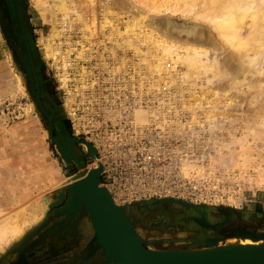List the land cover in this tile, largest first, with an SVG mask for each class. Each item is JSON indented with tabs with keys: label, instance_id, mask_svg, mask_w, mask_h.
I'll use <instances>...</instances> for the list:
<instances>
[{
	"label": "rangeland",
	"instance_id": "1",
	"mask_svg": "<svg viewBox=\"0 0 264 264\" xmlns=\"http://www.w3.org/2000/svg\"><path fill=\"white\" fill-rule=\"evenodd\" d=\"M17 1H19L18 7L21 15H18L15 0H13L15 14L11 12L7 0H0V162L14 161L17 156L27 160L35 149L36 151L45 150L44 153L48 160L59 164L63 177L55 187L42 192L50 197L59 188H65L62 184L63 179L70 175H75L77 178L83 175L84 166H76L60 154L50 127V120H57L61 123H56L58 126L56 130H59L62 123L64 125V130L59 132L61 133L60 139L66 135L75 138L73 146L84 161V165L89 166L90 169L101 165L100 183L109 191L112 198L121 205L126 201L135 202L132 205L137 210L129 206L132 215L130 220L146 248L151 249L152 246L163 250L209 248L213 244H228L230 235L245 233L252 237L257 236V240L261 239L259 233L264 231L259 232L258 227L259 225L264 226V219H261L264 218V83H262L264 81V55L262 58L257 55L261 62L257 56H252L254 60H249V62L252 61L251 63L245 60L249 63L247 64L244 61V55L234 56L230 54L231 51L225 48L220 50L219 45L210 43L206 63L208 65L213 63V67L206 66L205 69L197 67L192 70L194 73H186L184 72L186 65L183 62L185 59L175 56L176 61L173 59L175 61L173 65L172 57L160 50L158 42L150 45V41L142 37L143 34L139 33L138 26L134 25L138 16L141 19L140 15L143 12L139 14V11L148 10L150 6L155 5L154 8L160 7L155 10V20L173 18L185 20L193 26L198 25L199 29H205V38L208 42L212 35L210 23L208 20L203 18L200 20L199 17L194 16L199 13L202 0H191V5H195L191 7L188 4L182 5L181 0H91L93 1H90L91 4L89 0H66L67 3H72L70 4L72 12L70 18L64 17L65 15L57 10L56 1L53 0ZM41 1L45 8L41 5ZM179 3L181 6L177 9ZM108 7H112L109 9L114 11V14L111 11L106 13ZM188 8H190L189 11ZM83 10L85 12H82ZM79 13L88 18L83 16L87 24L88 20L91 21L89 28L81 27L76 18V14ZM91 13L97 17L96 20ZM106 14H112V16ZM104 16L109 18L108 24H106L108 21L103 22ZM93 20L95 24L97 22L96 25L92 23ZM131 26L134 27L131 28ZM54 27L62 28L60 32L68 38L65 39L61 34L59 37L54 34L51 42L55 54L52 55L50 51L46 53L43 44ZM125 30H129L128 33ZM25 31L32 36L33 61L38 67V79L46 86L52 98V102L42 99L43 110L37 102V97L33 92L32 76L25 65L27 61L25 58L27 50L24 46ZM58 47L64 52H57ZM133 47L137 48L136 51ZM80 50L83 52L81 56L78 55ZM145 52L149 54L146 55ZM152 52L154 55L150 57ZM67 53V57H64ZM142 53L143 57L139 56ZM155 53L163 58V64L161 59L159 60L162 66L165 65L161 67L162 71L159 69L160 72L158 68H154L159 61ZM154 56L157 58L156 63L149 62L152 66L147 67L146 60L151 61L155 59ZM63 60L67 64L65 67H63ZM167 66L169 68L165 69ZM152 69L156 72H150V70L153 71ZM170 73L172 77L176 74L177 78L174 77V83ZM156 74L159 79L155 77ZM143 75H146L147 79ZM160 76L163 78L161 79ZM208 87L215 89L209 91ZM214 91L216 93H213L215 95L212 96L213 100L208 96ZM218 95L221 96L218 97ZM211 105L213 107L209 108ZM139 110L147 113L146 121L143 116L144 122L141 119V122L137 120L136 113ZM209 111H212L211 113L215 116L213 117ZM253 128L256 130L254 131ZM86 142L94 146L95 156L89 152ZM143 151L151 152L155 156L153 175L148 182H145L148 184L147 190L143 195L132 198L114 194L107 185L108 178L102 172L104 164L111 158L128 157L135 152ZM32 166L33 164H25L24 168L31 171ZM42 193L41 191L36 192L25 202L14 203L8 209L0 211V222L6 213L24 203L38 200L39 194ZM139 200L154 205H156L154 202L159 203L150 210L154 213L148 215V218L144 217L143 222H140L145 229L141 226L138 228L136 225L142 218L141 215L144 212L148 213L136 203ZM163 201H167L165 205L161 203ZM54 206L47 207L42 221L26 226L22 234L12 237L10 241L0 242V246L2 245L0 264L13 260L15 248L29 234L47 222L46 212L52 211ZM187 209H189L188 212ZM133 211L136 212L133 213ZM250 211L254 213V217L251 216ZM166 213L167 215H164ZM212 213H215V216ZM3 214L5 216H2ZM194 214H203L212 222L222 220L226 222L215 231L204 229L191 218ZM182 217L185 221H182ZM93 233L92 227V235ZM215 234L217 236L210 240L203 238L205 235ZM93 247V255H98L102 259V262L98 264H105L107 259L102 256L101 248L97 247L96 243Z\"/></svg>",
	"mask_w": 264,
	"mask_h": 264
},
{
	"label": "bare ground",
	"instance_id": "2",
	"mask_svg": "<svg viewBox=\"0 0 264 264\" xmlns=\"http://www.w3.org/2000/svg\"><path fill=\"white\" fill-rule=\"evenodd\" d=\"M51 1V0H50ZM53 1H56V8H57V10L59 11V12H61V14H63V15H65L64 17H71L72 15H70V13H72L71 12V6H70V4H72V3H67V1L66 0H53ZM86 1V0H85ZM91 0H89V3L91 4V2H93V1H91ZM128 1V0H127ZM131 1V0H130ZM190 1L191 0H181V4L182 5H186V4H188V6H195V5H191V3H190ZM203 1V2H202ZM201 2H202V6H201V9H200V11H199V13L198 14H195L194 15V13H193V15L194 16H196V17H199L200 18V20H201V18H203V19H205V20H208V23H210V27H211V33H212V35H211V40L210 41H206V38H205V29H199V27H198V25H190V24H188L185 20H176V19H173V18H168V20H162V18H161V20H155V16L156 15H154V14H156V11L155 10H158L157 8H159L160 9V7L159 6H156V8H154V6L152 5V3H151V5L152 6H150L151 8L150 9H148V8H146V9H148V10H145V11H139V14L140 13H142L140 16H141V19H140V17L138 16V18H137V22H135V24L134 23H132V24H134L135 26H138L137 28H139V33L141 32L143 35H142V37H144L146 40H148V41H150V45H154L156 42H158V45L161 47V49L160 50H162L163 52H165V54H167V56H171L172 57V63L173 62H175L176 61V59H174V57L176 56V58L178 57V58H183V59H185L183 62H185V65H186V68L184 69L185 71L184 72H186V73H189V72H192V73H194L192 70H194V69H197V67H201L200 69H205L204 67H208V66H212L213 67V63L212 64H207L206 63V59L208 58L207 56V53H208V49H210L209 48V46H210V43H212V44H217V45H219V49L220 50H223L224 48L225 49H227V50H229V51H231L232 53H230V54H233L234 56L236 55V54H238L239 55V57L240 56H242V55H244V57H245V59H244V61L246 60V61H248L249 62V60H254V57L255 56H257V55H260L261 56V58H262V56L264 55V0H202ZM42 2V1H41ZM41 2H39V3H41ZM46 2V1H45ZM104 2V1H103ZM124 2H126V1H124ZM123 2V3H124ZM145 2V1H144ZM192 2V1H191ZM51 3H55V2H51ZM80 3V2H79ZM118 3V2H117ZM120 3V2H119ZM130 3V2H129ZM135 3V2H134ZM146 4L145 5H147V2H145ZM74 4V3H73ZM77 4V3H76ZM75 4V5H76ZM87 4V3H86ZM109 4V3H108ZM116 4V3H115ZM114 4V5H115ZM138 4V3H137ZM140 4V3H139ZM144 4V3H143ZM181 4L179 3L178 4V7H177V9L181 6ZM41 5H43V2H42V4ZM55 5H51L52 7L53 6H55ZM89 5V4H88ZM159 5V4H158ZM51 6H49V8H51ZM77 6V5H76ZM119 6V5H118ZM124 6V5H123ZM133 6V5H132ZM144 6V5H143ZM94 8H95V5L93 6ZM104 7V6H103ZM103 7H102V9H103ZM140 7H142V6H140ZM153 7V8H152ZM43 8H45L44 7V5H43ZM86 8V7H85ZM85 8H83V9H85ZM101 8V7H100ZM110 7H108L107 8V12L106 13H108V11H111V12H113V14H114V11H112V10H110L109 9ZM117 8V7H116ZM122 8V7H121ZM123 8H126V7H123ZM135 8V7H134ZM133 8V9H134ZM144 8V9H145ZM176 8V7H175ZM196 8V7H195ZM52 9V8H51ZM88 9V8H87ZM105 10H106V8H104ZM131 9V8H130ZM138 9V8H137ZM142 9V8H141ZM141 9H139V10H141ZM168 9V8H167ZM177 9H175V10H177ZM182 9V8H181ZM187 9V8H186ZM189 9L190 8H188V11H189ZM192 9V8H191ZM49 10V9H48ZM47 10V11H48ZM75 10V9H74ZM74 10H72V11H74ZM92 10V9H91ZM172 10V9H171ZM46 11V10H45ZM97 11V10H96ZM172 11H174V10H172ZM191 11V10H190ZM82 12H85L84 10L82 11ZM81 12V13H82ZM88 12H89V10H88ZM104 12V11H103ZM81 13H79V14H76L75 16H76V18L79 20V22H80V24H81V27L82 28H84V29H86V28H89V26L88 25H90L91 24V21L89 22V20H88V24H87V21H86V19H88V18H86L85 17V15L83 14V16L86 18H84L82 15H81ZM102 13V12H101ZM100 13V14H101ZM157 13H158V11H157ZM160 13V12H159ZM87 14V13H86ZM92 14V13H91ZM95 14V13H94ZM103 15V14H102ZM107 15V14H106ZM56 16H57V14H56ZM107 16H112V14L111 15H107ZM107 16H104V20H105V17H107ZM126 16H127V13H126ZM130 16V15H129ZM133 16V15H132ZM132 16H131V18H132ZM92 17H95V15H93L92 14ZM118 17V16H117ZM137 17V16H136ZM75 18V17H74ZM96 18L97 17H95V19L94 20H96ZM127 18V17H126ZM57 19H59V18H57ZM66 19V18H65ZM77 19H76V21H77ZM129 19V18H128ZM74 20V19H73ZM91 20H92V18H91ZM92 21V23H94L95 24V21ZM103 20V22H106V21H108L109 20V18L107 17L106 18V20L104 21ZM114 20V19H113ZM112 20V21H113ZM140 20H142V21H140ZM55 21H57L56 19H55ZM98 21V20H97ZM130 21H132V20H130ZM58 22V21H57ZM57 22H56V24H57ZM60 22V21H59ZM74 22V21H73ZM99 22V21H98ZM129 22V21H128ZM156 22H158V23H156ZM90 23V24H89ZM109 23V21L106 23V24H108ZM125 23V22H124ZM96 24H97V22H96ZM95 24V25H96ZM117 24H119V23H117ZM75 25V24H74ZM93 25V24H92ZM102 25V24H101ZM103 25H105V24H103ZM110 25H111V23H110ZM201 25V24H200ZM76 26V25H75ZM94 26V25H93ZM111 26H113V25H111ZM91 27V26H90ZM118 27V26H117ZM134 27V26H133ZM132 26H131V28H133ZM92 28V27H91ZM145 28V29H144ZM62 28H60V29H58L57 27H54L53 29H52V33L50 34V36L47 38V41L43 44V48L45 49V51H46V53H49V51H50V53L52 52V55H54L55 54V51H54V49H53V47H52V42H51V40H52V37L54 36V34L55 35H57L58 37L59 36H61V35H64V34H62L61 32H60V30H61ZM112 29V28H111ZM117 29V28H116ZM130 29V28H129ZM132 30V29H131ZM137 30V29H136ZM63 31V30H62ZM91 31H93V30H91ZM121 31V30H120ZM126 31V30H125ZM127 31H129V30H127ZM126 31V32H127ZM207 31V30H206ZM134 32H135V30H134ZM96 33V32H95ZM113 33V32H112ZM128 33V32H127ZM127 33H125L126 35H127ZM61 34V35H60ZM121 34V33H120ZM134 34V33H133ZM97 35V34H96ZM112 35V34H111ZM91 36V35H90ZM106 36V35H105ZM114 36V35H113ZM132 36V35H131ZM137 36H140V35H137ZM64 37H65V39L66 38H68V36L67 35H64ZM94 37V36H93ZM123 37V36H122ZM127 37V36H126ZM183 37V38H182ZM86 38V37H85ZM106 38V37H105ZM111 39V38H110ZM128 39V38H127ZM133 39H135V38H133ZM99 40V39H98ZM124 40H126V39H124ZM123 40V41H124ZM215 40V41H214ZM90 41V40H89ZM112 41V40H111ZM129 41V40H128ZM135 42H136V40H134ZM130 42H132V40L130 41ZM130 42H128V44L130 43ZM146 42V41H145ZM103 43V42H102ZM147 43V42H146ZM84 46V45H83ZM101 46V45H100ZM134 46V45H133ZM158 46V47H159ZM116 47H117V45H116ZM135 47H138V46H135ZM135 47H133V48H135ZM155 47V46H154ZM154 47H152V49L154 48ZM113 48H114V46H113ZM150 48H151V46H150ZM81 49V48H80ZM105 49V48H104ZM112 49V48H111ZM136 49L137 48H135V51H136ZM156 50H157V48H155ZM159 49V48H158ZM82 50V49H81ZM80 50V52H78L79 54L78 55H80L81 56V54L83 53L82 51ZM121 50V49H120ZM139 50V49H138ZM137 50V51H138ZM149 50H151V49H149ZM154 50V49H153ZM213 50V49H212ZM211 50V51H212ZM64 52L63 50H61V48H59L58 47V50H57V52ZM77 51V50H76ZM134 51V52H135ZM144 51V50H143ZM146 52L148 51L147 49L145 50ZM159 51V50H158ZM161 51V52H162ZM213 51H215V50H213ZM212 51V52H213ZM146 52H145V54H146ZM157 52V51H156ZM215 52H217V51H215ZM227 52V51H226ZM139 53H140V51H139ZM158 53V52H157ZM173 53V54H172ZM218 53V52H217ZM228 53V52H227ZM149 53H147L146 55H148ZM219 54V53H218ZM220 54H222V53H220ZM67 55H68V53L66 54V55H64V57H67ZM138 55V54H137ZM140 55H142V57H143V53L142 54H139V56ZM153 55H154V53L152 52V54L150 55V57L152 56L153 57ZM155 55L157 56V54L155 53ZM159 55V54H158ZM156 56H154L155 57V59H154V61L157 59L156 58ZM160 56V55H159ZM157 56L158 57V59H157V61L159 60V59H161V63H162V57L160 56ZM166 56V55H165ZM166 56V57H167ZM252 56H254L253 58H252ZM121 57V56H120ZM171 57L169 58V57H167L168 59H171ZM251 57V58H250ZM258 57V59H259V61L261 62V60H260V58H259V56H257ZM140 59V58H139ZM153 59L151 60V61H148V60H146V59H144V60H146L147 61V64L148 65H146L147 67H149V65L150 66H152L151 64H149V62H151V63H156V61L154 62L153 61ZM175 61H174V60ZM205 59V61H203ZM210 59V58H209ZM216 59V58H215ZM243 58H241V60H242ZM165 60V59H164ZM182 60V59H181ZM210 60H212V59H210ZM214 60V59H213ZM257 60V59H256ZM120 61H122V60H120ZM119 61V62H120ZM166 61V60H165ZM178 61V60H177ZM243 61V62H244ZM245 61V62H246ZM262 61H263V59H262ZM123 62V61H122ZM164 62V61H163ZM179 62V61H178ZM205 62V63H204ZM208 62H210V61H208ZM212 62V61H211ZM252 62V61H251ZM251 62H249V63H251ZM254 62V61H253ZM257 62V61H256ZM160 63V60L157 62V64L156 65H154V66H156V67H154V68H158V71H159V69H160V71H162V69H161V67L163 68L164 66H162V64ZM166 63V62H165ZM164 63V64H165ZM247 63V62H246ZM249 63H247V64H249ZM124 64V63H123ZM168 64V63H167ZM219 64V63H218ZM222 64V63H221ZM256 64V63H255ZM254 64V65H255ZM67 64H66V62H65V60H63V67H65ZM172 65V64H171ZM173 65H174V63H173ZM173 65L171 66V68L173 67ZM184 65V66H185ZM257 65L259 66V63H257ZM261 65V64H260ZM249 66V65H248ZM256 66V65H255ZM257 66V70H258V67ZM206 67V68H207ZM251 67V66H250ZM253 67V66H252ZM124 68V67H123ZM167 68H169L168 66L167 67H165V69H167ZM254 68V67H253ZM148 69V68H147ZM173 69V68H172ZM251 69V68H250ZM254 69H256V68H254ZM153 70V69H152ZM156 70V69H155ZM207 70V69H206ZM149 71V70H148ZM158 71H157V74L159 75V73H158ZM159 71V72H160ZM171 71V70H170ZM183 71V70H182ZM259 71V70H258ZM150 72H156V71H151L150 70ZM228 72V71H227ZM260 72H262V69H260ZM149 73V72H148ZM169 73V72H168ZM181 73H183V72H181ZM186 73H184V74H186ZM226 72H224V74H225ZM82 74V73H81ZM155 74V73H154ZM156 74V76L155 77H158V75ZM162 74V73H161ZM160 74V75H161ZM206 74V73H205ZM147 75V74H146ZM146 75H143V76H145L146 77ZM169 75V74H168ZM188 75V74H187ZM227 75V74H226ZM163 76V75H162ZM162 76H160L161 77V79L163 78ZM170 76H171V73H170ZM181 76V75H180ZM182 76H184L183 74H182ZM211 76V75H210ZM142 77V76H141ZM174 77H176V74L172 77L171 76V80L173 81V83H174ZM201 77V76H200ZM150 78H151V76H150ZM170 78V77H169ZM177 78V77H176ZM63 79H65V77L63 78ZM141 79V78H140ZM146 79H147V77H146ZM157 79V78H156ZM158 79H159V77H158ZM158 79H157V81H158ZM179 79V78H178ZM195 79V78H194ZM232 79V78H231ZM230 79V80H231ZM170 80V81H171ZM237 80V79H236ZM238 80H239V78H238ZM140 81V80H139ZM148 81V80H147ZM147 81H146V83H147ZM150 81V80H149ZM154 81H156L155 79H154ZM180 81V80H179ZM203 81H205V80H203ZM233 81H235V80H233ZM243 81V80H242ZM247 81H249V80H247ZM153 82V81H152ZM244 83L246 82V81H243ZM259 82H260V80H259ZM149 83V82H148ZM155 83V82H154ZM165 83V82H164ZM241 83V82H240ZM246 83H248V82H246ZM262 83H264V81L262 82ZM144 84V83H143ZM171 84V83H170ZM232 84V83H231ZM230 84V85H231ZM155 84H153V86H154ZM162 85H164V84H162ZM168 85V84H167ZM245 85V84H244ZM243 85V86H244ZM151 86H152V84H151ZM166 86V85H165ZM237 86V85H236ZM241 86V85H240ZM203 87V86H202ZM219 87V86H218ZM232 87V86H231ZM249 87V86H248ZM242 88V87H241ZM240 88V89H241ZM258 88V87H257ZM150 89V88H149ZM167 89V88H166ZM207 89H209V87L207 88ZM210 89H211V87H210ZM210 89H209V91H210ZM213 90L215 89V88H212ZM212 89H211V91H212ZM218 90H220L219 88H218ZM217 90V91H218ZM220 91H222V90H220ZM226 91V90H225ZM227 91H228V87H227ZM223 92V91H222ZM237 92V91H236ZM177 93V92H176ZM188 93V92H187ZM194 93V92H193ZM204 93H205V91H204ZM211 93V92H210ZM213 93H216V91H214V92H212V94H208L209 96V98H213L215 95L213 94ZM191 94V93H190ZM207 94V93H206ZM218 94V93H217ZM220 94V93H219ZM222 94V93H221ZM231 94V93H230ZM188 95V94H187ZM192 95V94H191ZM235 95V94H234ZM188 96H190V95H188ZM187 96V97H188ZM213 96V97H212ZM221 96V95H220ZM219 95H218V97H220ZM186 97V98H187ZM199 97V96H198ZM217 97V98H218ZM189 98V97H188ZM192 98V97H191ZM194 98V97H193ZM205 98V97H204ZM207 98V97H206ZM224 98V97H223ZM226 98V97H225ZM239 98V97H238ZM190 99V98H189ZM216 99V98H215ZM188 100V99H187ZM208 100H210V99H208ZM213 100H214V98H213ZM228 100H230V99H228ZM192 101V100H191ZM216 101V100H215ZM218 101V100H217ZM219 102V101H218ZM231 102V101H230ZM194 103V102H193ZM202 103V102H201ZM210 103V102H209ZM212 103V102H211ZM216 103V102H215ZM232 103V102H231ZM190 104H192V103H190ZM219 104V103H218ZM217 104V105H218ZM234 104V103H233ZM213 105V104H212ZM210 106L209 108H211V107H213V106ZM220 105V104H219ZM218 105V106H219ZM224 105H225V102H224ZM229 105V104H228ZM196 106V105H195ZM222 106V105H221ZM226 107V106H225ZM232 107V106H231ZM217 108H219V107H217ZM230 108V107H229ZM229 108H227V109H225V108H223V109H225V110H228ZM207 109V108H206ZM143 110H139V112H137L136 113V115H137V120L139 121V122H141L140 121V119L141 120H143L142 122H144V119H145V121H146V114L147 113H144V112H142ZM231 111V110H230ZM134 112V111H133ZM212 112V111H211ZM210 111H209V113H211ZM198 113V112H197ZM206 113V112H205ZM228 113V112H227ZM151 114V113H150ZM163 114V113H162ZM193 114V113H192ZM212 114V113H211ZM210 114V115H211ZM213 115V114H212ZM217 115V114H216ZM220 115V114H219ZM135 116V115H134ZM144 117V119H143V117ZM151 116V115H150ZM155 116V115H154ZM194 116V114L192 115V117ZM195 116H196V114H195ZM199 116V115H198ZM206 116H208V115H206ZM215 115H213V117H214ZM260 116V115H259ZM151 117H153V116H151ZM191 117V118H192ZM261 117V116H260ZM259 117V118H260ZM195 118V117H194ZM136 119V118H135ZM134 119V120H135ZM148 119V118H147ZM260 120V119H259ZM262 120V119H261ZM136 121V120H135ZM137 121V122H138ZM191 121H192V119H191ZM190 123V122H189ZM256 125V124H255ZM256 128V127H255ZM253 130L255 131L256 129H254L253 128ZM41 144V143H40ZM38 145V144H37ZM43 146V145H42ZM205 147V146H204ZM44 151L45 150H42V151H36V153L38 154L37 156H36V158H37V161L36 162H34L33 163V165L35 166V168L37 169H39V171H41L40 173H38L37 174V180H38V182L39 183H44V181L47 179V182L46 183H48L49 181L51 182V181H53V177H56V174L58 173L57 172V168L56 167H54L53 165H51L52 163L48 160V157H47V155L44 153ZM246 151V150H245ZM247 151H249V150H247ZM246 151V152H247ZM249 153V152H248ZM247 153V154H248ZM250 154V153H249ZM248 154V155H249ZM245 155V154H244ZM246 156V155H245ZM250 156V155H249ZM21 158H23V157H21ZM248 158V157H247ZM246 158V160H248ZM20 160V159H19ZM21 162H25V164H27V161L26 160H23V161H21ZM247 162V161H246ZM84 166V174L83 175H81V176H85L87 173H88V171H90L91 169H90V167L89 166H85V165H83ZM46 167V168H45ZM45 168V169H44ZM33 170V169H32ZM38 171V172H39ZM27 172V171H26ZM35 171H33V174L35 175L36 173H34ZM33 174H32V177H33ZM29 175V174H28ZM30 176V175H29ZM81 176H79V177H81ZM78 177V178H79ZM63 178V177H62ZM75 178H77L75 175H70V176H68V177H66L65 179H63V183L62 184H64V185H69V184H71L72 182H73V180H75ZM27 179V178H26ZM34 179V178H33ZM55 179V178H54ZM62 180V179H61ZM55 182V181H54ZM45 183V184H46ZM99 186H103L102 185V183H99ZM26 188V187H25ZM57 188V187H56ZM44 190V189H43ZM47 191V190H46ZM42 192H45V191H42ZM41 192V193H42ZM54 193V192H53ZM40 196L38 197V200H34L33 202H31L30 201V203H27V204H23V205H20V206H18V207H16L15 209H12L10 212H8V213H6V216L3 214L2 216H5L2 220H1V222H0V242L1 241H10V239L12 238V237H16V235H18V234H22V231L24 232V229H26V226H30V225H33V224H37L38 223V221H42L43 219H44V212L47 210V207L50 205V204H52V203H56L57 204V202H61V201H63L64 200V192H62V191H59L58 192V195H57V197L54 199L53 198V200L51 201V198H50V196L49 195H47V194H44V193H42V194H39ZM51 195V194H50ZM1 196V195H0ZM68 196V195H67ZM7 197V196H6ZM8 199V198H7ZM3 200V201H2ZM114 200V202L118 205L119 203L115 200V199H113ZM132 200V199H131ZM21 201V200H20ZM168 201V200H167ZM167 201H163V202H161V203H166ZM150 202V201H149ZM7 200H5L4 198H2L1 200H0V211H2V210H4V209H6L5 207H7ZM126 203V204H125ZM123 202L122 203V205H123V207L121 208V210L123 211V213H124V217L126 218V220L128 219V218H130L132 215H131V213H130V207L131 206H133L132 204L133 203H135V202H130V201H126V202ZM136 203H138V204H140V206L143 208V211H144V209L145 210H147V212L148 213H146V212H144L142 215H141V219H140V221L138 222V223H136V225L138 226V228L141 226L142 227V229H145V226L144 225H142V223H140L142 220H144L143 218L144 217H146V218H148L147 216L148 215H150V214H152V213H154V211H150L151 209H152V207H156V205L157 204H159V203H156V202H154L156 205H154L153 203L152 204H150V203H147V201H144V200H139V201H136ZM160 203V204H161ZM180 203H182V202H180ZM170 204V203H169ZM178 204V203H177ZM162 205V204H161ZM165 205V204H164ZM183 205V204H182ZM130 206V207H129ZM160 206V205H159ZM167 206H168V204H167ZM179 206H181V205H179ZM234 206V205H233ZM236 206V205H235ZM169 207V206H168ZM174 208H175V206H173ZM172 207V208H173ZM185 207V206H184ZM215 207V206H214ZM133 208H134V206H133ZM139 208V207H138ZM188 208V207H187ZM135 209V208H134ZM170 209V208H169ZM176 209V208H175ZM178 210H179V208H177ZM79 210H81V211H84L85 209H84V207L82 206V205H80V208H79ZM135 210H137V209H135ZM142 210V209H141ZM171 211H172V209H170ZM213 210V209H212ZM187 212L189 211V209H187L186 210ZM185 211V212H186ZM202 211H203V208H202ZM223 211V210H222ZM134 212H136V211H133V213ZM157 212H158V210H157ZM205 212V211H204ZM228 212V211H227ZM231 212V211H230ZM240 212V211H239ZM251 212V211H250ZM217 213V212H216ZM224 213H225V211H224ZM241 213V212H240ZM247 213V212H246ZM249 213V212H248ZM247 213V214H248ZM139 214V213H138ZM156 214V213H155ZM180 214V213H179ZM196 214V213H195ZM194 214V215H195ZM212 214H214V216H215V213H212ZM220 214V213H219ZM228 214V213H227ZM226 214V215H227ZM251 214H252V212H251ZM164 215H167V213L166 214H164ZM177 215V214H176ZM184 215H186V214H184ZM194 215L193 216H191V217H194ZM200 215V214H199ZM221 215V214H220ZM254 215V213L251 215V216H253ZM159 216V215H158ZM188 216H190L189 214H188ZM187 216V217H188ZM236 216V215H235ZM239 216V215H238ZM250 215H248V217H249ZM250 216V217H251ZM166 217V216H165ZM176 217V216H175ZM207 217V216H206ZM224 217V216H223ZM240 217V216H239ZM254 217V216H253ZM264 217V216H263ZM136 218V217H135ZM181 218V217H180ZM183 218L184 217H182V221H185V220H183ZM195 218V217H194ZM219 218V217H218ZM235 218V217H234ZM157 219V218H156ZM207 219H209V218H207ZM207 219L204 217V216H201L200 215V217L198 216V218L196 219L200 224H202V225H204V226H211L212 228H214V229H217V227H219L220 225H221V223L222 222H212L211 220H209V221H211L212 223H208L209 221H207ZM215 219V218H214ZM213 219V220H214ZM237 219V218H236ZM261 219H264V218H261ZM170 220V219H169ZM178 220V219H177ZM232 220V219H231ZM230 220V221H231ZM249 220V219H248ZM247 220V221H248ZM250 220H251V218H250ZM146 221V220H145ZM173 221V220H172ZM181 221V222H182ZM229 221V220H228ZM81 222V221H80ZM83 222V221H82ZM143 222V221H142ZM175 222H176V220H175ZM180 222V221H179ZM256 222V221H255ZM80 224V223H79ZM162 224V223H161ZM181 224V223H180ZM184 224V223H183ZM83 225V224H82ZM175 225H176V223H175ZM198 225V224H197ZM36 226V225H35ZM154 226V225H153ZM164 226V225H163ZM171 226V225H170ZM184 226V225H183ZM225 226V225H224ZM34 227V226H33ZM140 227V228H141ZM28 228V227H27ZM32 228V227H31ZM189 228H191V227H189ZM248 228H250V227H248ZM74 229V228H73ZM134 229V228H133ZM135 229H136V227H135ZM258 229H259V232L262 230V231H264V226H262V225H259V227H258ZM81 230V229H80ZM192 230V229H191ZM29 231V230H28ZM78 231V230H77ZM142 231H144V230H142ZM214 231V230H213ZM240 231H242V230H240ZM239 231V232H240ZM261 231V232H262ZM26 232V231H25ZM198 233V232H197ZM251 233V232H250ZM248 234H249V232H248ZM140 236V235H139ZM185 236V235H184ZM183 236V237H184ZM259 236H261V239H259V240H257V238L255 239V238H253V237H251L250 235H247L246 233L245 234H243V235H236V236H234V235H230L229 237H228V244L226 245V247H230V248H240V249H248V250H252V249H260V251H262V250H264V232H262V233H259ZM19 237V236H18ZM91 237H92V235L90 236V239H91ZM142 237V236H141ZM182 237V238H183ZM150 238V237H149ZM163 238V237H162ZM186 238V237H185ZM188 238V237H187ZM13 239V238H12ZM90 239H89V242L88 243H90V245H91V247H90V249H93L94 247V243L93 242H90ZM98 238H95V240H97ZM147 239V238H146ZM156 239V238H155ZM168 239V238H167ZM154 240V239H153ZM17 241V240H16ZM98 241V240H97ZM97 241H95V243L97 242ZM170 242V241H169ZM213 242V241H212ZM211 242V243H212ZM215 242V241H214ZM6 244V243H5ZM12 244V243H11ZM14 245V244H13ZM223 245H225V244H223ZM223 245H217L216 246V244H213V247H211L209 250H206V251H208V252H206V253H208L207 255H212V254H222V253H224V251H225V249L222 247ZM2 246V245H1ZM0 246V248L2 249V247ZM5 247V246H4ZM177 247V246H176ZM225 247V248H226ZM205 248V247H204ZM0 249V250H1ZM58 249V248H57ZM101 250V249H100ZM151 250L152 251H155V250H157V248H155V247H151ZM168 250H172V248H168ZM179 251L181 250V249H178ZM192 250V249H191ZM182 252H185V251H182ZM202 253H203V251H191V253L190 252H188V255H191V257L192 258H196V257H199L200 255H202ZM205 255V254H204ZM103 256V255H102ZM81 258V257H80ZM87 258V257H86ZM89 258V257H88ZM87 258V259H88ZM72 260V259H71ZM101 260V259H100ZM106 260V259H105ZM88 261V260H87ZM104 261V260H103ZM99 262V261H98ZM102 262V261H101ZM85 264V263H84ZM89 264V263H88Z\"/></svg>",
	"mask_w": 264,
	"mask_h": 264
},
{
	"label": "water",
	"instance_id": "3",
	"mask_svg": "<svg viewBox=\"0 0 264 264\" xmlns=\"http://www.w3.org/2000/svg\"><path fill=\"white\" fill-rule=\"evenodd\" d=\"M11 12L15 14L13 0H7ZM30 45L33 47L32 36L27 33ZM61 133L53 137L63 158L76 166H83L84 161L74 151V137L66 135L60 139ZM88 150L96 155L94 146L86 142ZM101 165L92 168L85 176L75 178L71 184L65 185L68 199L64 210H78L84 207L94 233L90 242L101 248L102 255L107 259L105 264H264V250L230 248L222 254L207 255L209 248H172V250L157 249L152 251L146 248L135 232L130 218L126 220L121 210L123 205L116 204L104 186H99ZM61 202H57L59 204ZM52 203L49 206L57 205ZM252 237V236H251ZM95 238H98L95 240ZM253 238H257L253 236ZM217 246V245H216ZM226 247V248H225ZM178 249H181L180 251ZM203 251L202 255L192 258L191 251ZM185 251V252H182ZM206 251V252H205ZM205 254V255H204Z\"/></svg>",
	"mask_w": 264,
	"mask_h": 264
},
{
	"label": "flooded vegetation",
	"instance_id": "4",
	"mask_svg": "<svg viewBox=\"0 0 264 264\" xmlns=\"http://www.w3.org/2000/svg\"><path fill=\"white\" fill-rule=\"evenodd\" d=\"M15 5L16 10L18 9V15H21L20 8L18 7L19 1L15 0ZM22 25L24 27L23 19ZM27 33L28 31H25L24 34L26 38L24 39V46L27 50V57L25 55L27 61L25 62V65L29 69V73L32 76V82L34 85L33 92L37 97L38 104L43 110L44 103L42 99H48L52 102V98L49 95L46 86L38 79V67L33 61L34 45L33 47L30 45V42L27 39ZM46 116L49 117L48 114H46ZM59 122L60 121L57 120H50L51 133L53 137H56L60 131L64 130L63 123L59 127V130L55 129L58 128L56 125ZM73 149L75 151L74 146ZM200 215L204 216L203 214ZM200 215H195V218H191L196 220L198 216L200 217ZM204 217L206 218V216ZM46 220L47 222H45L44 225L40 226L35 232L29 234V236H27L15 248L16 250H14L13 260L7 261L6 264H98L102 260L100 256L93 255V249H90L91 245L88 242L90 236L92 235V227L83 211L78 209L76 214H73L72 216H54V214L50 212L47 215ZM207 221L209 220L207 219ZM215 222H222V225L226 222V220ZM208 223L212 222L209 221ZM198 224L200 223L198 222ZM200 225L204 229H211L214 231L218 229V227L217 229H214L211 226L206 227L202 224ZM216 236L217 234L212 236L205 235L203 238L210 240V238H214ZM86 257L89 258L87 259Z\"/></svg>",
	"mask_w": 264,
	"mask_h": 264
},
{
	"label": "crops",
	"instance_id": "5",
	"mask_svg": "<svg viewBox=\"0 0 264 264\" xmlns=\"http://www.w3.org/2000/svg\"><path fill=\"white\" fill-rule=\"evenodd\" d=\"M37 155L38 154L36 153V149H35L33 154H31L27 158V160L26 159L24 160L27 161V164L32 165L34 162L37 161L36 158ZM21 161H23V159L17 156L14 161L4 160V162H0V195H1L0 200L2 198L7 200L6 203L7 207H5L6 209H8L14 203L16 204L17 202H25L26 200L31 198L33 194H35L36 192H40V191L42 192L48 190L49 188L55 187L57 183L60 182V180L62 179L61 167L59 166V164L52 162L51 160H50V162L52 163L51 165L57 168L58 173L56 174V177H53V181L51 182L49 181L48 183H46L47 179L44 181V183H39L37 180V174L40 173L42 170L39 171V169L38 168L36 169L34 165L32 166L33 170L32 169L31 171L25 170L24 168L25 162H21ZM32 171H35L34 173L36 172L37 173L34 175ZM59 191L64 192L65 195L64 200L61 201V203L55 205L52 211H47L46 215H48L50 212H52L54 216H67V215L72 216L73 214H76L77 210L74 209L68 211L64 210L65 203L68 199L67 196L68 193L65 188H59L57 192L52 197H50L51 201L53 200V198L55 199L57 197ZM83 212L88 217L87 213L85 211Z\"/></svg>",
	"mask_w": 264,
	"mask_h": 264
},
{
	"label": "built area",
	"instance_id": "6",
	"mask_svg": "<svg viewBox=\"0 0 264 264\" xmlns=\"http://www.w3.org/2000/svg\"><path fill=\"white\" fill-rule=\"evenodd\" d=\"M155 156L151 152H135L130 156L111 158L104 164L102 172L106 175L109 188L121 197H136L147 190L146 181L152 177Z\"/></svg>",
	"mask_w": 264,
	"mask_h": 264
}]
</instances>
